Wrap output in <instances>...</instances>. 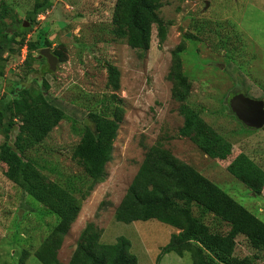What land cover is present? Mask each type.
Here are the masks:
<instances>
[{"label":"rangeland","instance_id":"rangeland-1","mask_svg":"<svg viewBox=\"0 0 264 264\" xmlns=\"http://www.w3.org/2000/svg\"><path fill=\"white\" fill-rule=\"evenodd\" d=\"M47 1L52 5L30 23L27 12ZM160 2L158 15L166 24L165 40L159 42L153 26L150 46L142 50L109 33L115 0H0V5L7 3L12 9L0 21V30L6 27L9 33L20 32L23 22L28 28L23 45L16 35L10 49L0 51V104L22 88L44 89L46 82L48 99L65 112V118L30 151L42 164L54 167L52 172L44 170L49 178L80 169L72 158V148L80 139L81 128L89 123L88 113L98 110L101 100L112 93L106 85V63L119 70L116 93L123 100L124 113L105 166L106 177L82 202L58 250L59 264H68L89 221L100 230L103 242L127 237L137 264H192L190 252L182 256L167 252L159 257L162 246L177 232L173 226L155 219L124 223L114 218L146 149L159 139L178 159L194 166L264 222V188L256 195L227 171V165L241 152L264 169V127H247L228 110L231 93L264 100V0ZM44 28L50 42L44 47L64 56L54 70L49 69L46 58H38L39 49L30 57L26 48ZM181 41L186 48L183 70L191 84L187 103L223 137L219 145L207 149L178 133L183 118L171 97L172 82L167 74L171 50ZM17 131L15 125L9 132V144ZM5 139L0 131V146ZM7 169L0 159V264H41L34 252L56 217L9 180ZM193 211L198 215L196 207ZM204 218L212 230H228L224 223H214L211 215ZM235 242V256L250 258V264H264V250L252 248L241 234Z\"/></svg>","mask_w":264,"mask_h":264},{"label":"trees","instance_id":"trees-1","mask_svg":"<svg viewBox=\"0 0 264 264\" xmlns=\"http://www.w3.org/2000/svg\"><path fill=\"white\" fill-rule=\"evenodd\" d=\"M51 5L50 1L34 5L27 12L28 21L34 22L37 15ZM160 6V0H115L109 33L115 39L124 40L131 48L147 50L153 26H156L159 42L166 37V24L158 15ZM11 10L7 3H2L0 21ZM27 29L23 25L17 33H9L6 27L1 29L0 51L9 50L16 35L20 36V45H23ZM49 45L44 28L35 40L27 42L28 55L32 57L33 51ZM185 49V43L181 41L171 50L167 74L172 82L171 97L178 103V112L183 118L178 133L207 149L219 145L223 137L201 117L198 109L187 103L191 84L183 70ZM53 53L58 60L64 59L58 50ZM106 71V85L112 93L104 96L98 110L88 113L89 123L81 128L80 139L72 148V158L80 169L60 173L55 179L44 172L46 169L52 172L54 167L42 164L30 154L65 118V112L45 94L46 82L44 89L22 88L14 97L1 101L0 131L6 139L0 146V159L8 165L7 178L56 217L52 229L34 252L41 264H59L58 250L76 220L82 202L106 177L105 166L111 159L124 113L123 100L116 93L120 89L119 70L112 63H106ZM228 110L232 113L229 106ZM15 125H18V131L13 143L9 144V132ZM227 171L254 194L262 192L264 169L247 154L236 155L227 165ZM193 207L198 215L194 214ZM207 215H211L218 226L227 225L228 230L225 233L212 230L204 221ZM114 218L124 223L155 219L176 228L177 232L172 233L162 246L159 257L167 252L179 256L190 252L192 264H250V258L234 255L235 238L239 234L246 237L252 248L264 250V222L194 166L178 159L160 139L146 149L115 209ZM100 236L96 225L87 222L68 264H137L127 237L120 235L114 242L106 243Z\"/></svg>","mask_w":264,"mask_h":264},{"label":"water","instance_id":"water-1","mask_svg":"<svg viewBox=\"0 0 264 264\" xmlns=\"http://www.w3.org/2000/svg\"><path fill=\"white\" fill-rule=\"evenodd\" d=\"M23 26L27 23L23 22ZM47 60L50 70H54L58 57L49 47H42L38 51V58ZM229 109L247 127L260 129L264 127V100L249 97L241 92L232 94L228 99Z\"/></svg>","mask_w":264,"mask_h":264},{"label":"flooded vegetation","instance_id":"flooded-vegetation-1","mask_svg":"<svg viewBox=\"0 0 264 264\" xmlns=\"http://www.w3.org/2000/svg\"><path fill=\"white\" fill-rule=\"evenodd\" d=\"M232 95V94H231Z\"/></svg>","mask_w":264,"mask_h":264}]
</instances>
